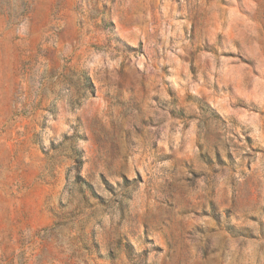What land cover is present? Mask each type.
Listing matches in <instances>:
<instances>
[{"label":"rangeland","instance_id":"374dc122","mask_svg":"<svg viewBox=\"0 0 264 264\" xmlns=\"http://www.w3.org/2000/svg\"><path fill=\"white\" fill-rule=\"evenodd\" d=\"M0 264H264V0H0Z\"/></svg>","mask_w":264,"mask_h":264}]
</instances>
